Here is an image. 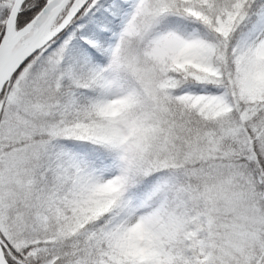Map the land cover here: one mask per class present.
I'll use <instances>...</instances> for the list:
<instances>
[{
	"label": "snow or ice",
	"instance_id": "snow-or-ice-1",
	"mask_svg": "<svg viewBox=\"0 0 264 264\" xmlns=\"http://www.w3.org/2000/svg\"><path fill=\"white\" fill-rule=\"evenodd\" d=\"M0 264H264V0H0Z\"/></svg>",
	"mask_w": 264,
	"mask_h": 264
}]
</instances>
